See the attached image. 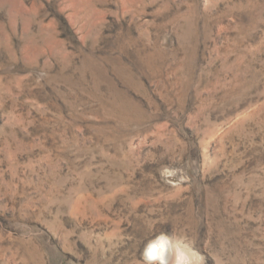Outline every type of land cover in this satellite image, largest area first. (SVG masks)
Wrapping results in <instances>:
<instances>
[{
    "label": "rangeland",
    "instance_id": "obj_1",
    "mask_svg": "<svg viewBox=\"0 0 264 264\" xmlns=\"http://www.w3.org/2000/svg\"><path fill=\"white\" fill-rule=\"evenodd\" d=\"M162 231L264 264V0H0V264Z\"/></svg>",
    "mask_w": 264,
    "mask_h": 264
},
{
    "label": "clouds",
    "instance_id": "obj_2",
    "mask_svg": "<svg viewBox=\"0 0 264 264\" xmlns=\"http://www.w3.org/2000/svg\"><path fill=\"white\" fill-rule=\"evenodd\" d=\"M141 261L142 264H204V257L186 235L162 231L145 243Z\"/></svg>",
    "mask_w": 264,
    "mask_h": 264
}]
</instances>
